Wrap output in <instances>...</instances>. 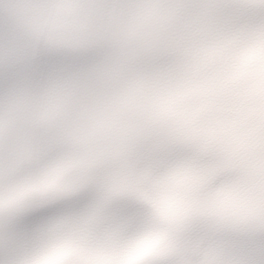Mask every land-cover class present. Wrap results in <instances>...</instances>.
Returning a JSON list of instances; mask_svg holds the SVG:
<instances>
[{
  "label": "snow or ice",
  "instance_id": "obj_1",
  "mask_svg": "<svg viewBox=\"0 0 264 264\" xmlns=\"http://www.w3.org/2000/svg\"><path fill=\"white\" fill-rule=\"evenodd\" d=\"M6 2L0 0V9ZM58 2L69 15L77 9L101 15L109 10L135 12L143 0ZM213 13L217 32L264 25V0H221ZM100 55L96 49H33L0 17V94L21 83L38 91L46 76ZM166 62L165 55L148 52L143 68L148 71ZM30 131L41 145L57 146V126L33 125ZM114 136L111 151L119 173L112 182L118 190L103 206L75 211L84 188L70 181L20 197L12 168L7 174L0 170V214L52 218L56 234L46 251L108 242L130 246L158 237L153 250L137 264H194L199 258H211L213 264H264V180L249 189L221 142L198 120L182 116L171 93L158 90L146 95L138 117L122 123ZM35 238L26 239L28 245H6L0 264H33ZM64 264H76L75 258Z\"/></svg>",
  "mask_w": 264,
  "mask_h": 264
},
{
  "label": "clouds",
  "instance_id": "obj_2",
  "mask_svg": "<svg viewBox=\"0 0 264 264\" xmlns=\"http://www.w3.org/2000/svg\"><path fill=\"white\" fill-rule=\"evenodd\" d=\"M0 17L6 26H11L17 38L34 44L66 43L65 32L74 23V18L61 10L58 0H11L0 9ZM126 107V102H121L111 113L101 114L83 107H70L61 95L53 94L42 111L25 114L23 101L5 90L0 94V170L7 174L12 168L17 172L34 166L31 179L21 187L18 196L47 191L65 181L76 183L95 165L102 150L99 135L118 125L117 113H123ZM174 107L179 112L181 102H174ZM33 125L57 126L60 130L57 146L38 143L30 131ZM118 173L117 166L113 178ZM158 242V237L133 242L120 259L123 264H137L142 251ZM67 257L65 247H56L35 259L38 264H64ZM206 260L207 264H213L211 258L196 259L194 264H205Z\"/></svg>",
  "mask_w": 264,
  "mask_h": 264
},
{
  "label": "bare ground",
  "instance_id": "obj_3",
  "mask_svg": "<svg viewBox=\"0 0 264 264\" xmlns=\"http://www.w3.org/2000/svg\"><path fill=\"white\" fill-rule=\"evenodd\" d=\"M155 246H152V247H150V248H154Z\"/></svg>",
  "mask_w": 264,
  "mask_h": 264
}]
</instances>
